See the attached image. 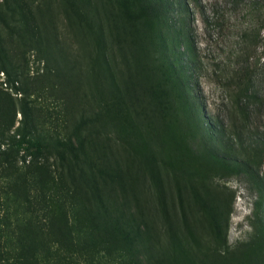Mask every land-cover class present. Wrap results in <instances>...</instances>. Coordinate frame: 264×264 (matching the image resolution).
Masks as SVG:
<instances>
[{
	"label": "rangeland",
	"instance_id": "1",
	"mask_svg": "<svg viewBox=\"0 0 264 264\" xmlns=\"http://www.w3.org/2000/svg\"><path fill=\"white\" fill-rule=\"evenodd\" d=\"M133 3L0 0V264H264V185L206 168L229 215L223 252L185 183L162 163L151 174L184 118L154 73L160 55ZM165 4L160 30L199 118L227 130L226 146L241 148L264 184V0ZM100 198L122 204L131 236L141 226L136 249L105 241Z\"/></svg>",
	"mask_w": 264,
	"mask_h": 264
},
{
	"label": "trees",
	"instance_id": "2",
	"mask_svg": "<svg viewBox=\"0 0 264 264\" xmlns=\"http://www.w3.org/2000/svg\"><path fill=\"white\" fill-rule=\"evenodd\" d=\"M133 7L139 17L145 22L148 30L146 40H151L153 51L160 55V57L153 59L154 66L152 67L157 78L161 76L159 82L162 84L164 91L168 89L167 94L170 97H177L181 102L179 104L182 109L184 121L177 115L174 120V127L177 130L175 136L171 137V142L175 151L169 150L167 158L160 157L159 154H154L149 162H153L151 166V174L160 172L159 164L169 167L170 171L175 174L177 183L183 181L185 183L186 193H191L195 198L196 203L207 213L210 224L214 230L215 239L220 242L223 247V252H226V236L229 215L225 216L221 211V193L216 189L213 191L209 188V181H212V176L209 174L207 167L216 170L218 175L224 173H231L242 176L249 184L251 189L262 192L263 181L259 172L251 164L253 160H240L236 153L242 152L235 149L232 145H227L226 140L227 130L215 121V126H206L199 118L201 115V108L198 104V98L192 96L190 88V76L184 73V66L181 59H173L168 53V36L163 35L161 30V22L164 16L167 15V7L165 0H134ZM169 24V23H168ZM181 58L183 56L181 55ZM155 60V61H154ZM0 62L2 71H7L6 59L4 56V46L0 39ZM149 69V68H148ZM146 68V72H149ZM171 85L172 90H169L167 85ZM239 95L247 94L248 87H241L238 89ZM170 93V94H169ZM171 101V99H170ZM175 111V104L172 107ZM176 113V112H175ZM175 137V139H174ZM219 137V138H218ZM182 141L184 159L180 153H176L175 141ZM37 148H41L42 143L36 140L33 144ZM256 146H253L254 148ZM181 150V149H180ZM259 157L261 152L256 153ZM255 154V155H256ZM254 155V157H255ZM168 163V164H167ZM188 191V192H187ZM98 202L100 205L95 210L98 215V225L96 221L92 223L106 230L105 241H111V246L118 250L122 239H131L134 249L138 244V239L141 238V230L135 231L136 236H131L130 232L126 231L129 223L125 221L122 216V204L118 201L110 202L100 198ZM109 202V203H106ZM132 224V223H131ZM264 234V226H263ZM134 234V233H132ZM123 240V241H124ZM195 243L198 240L195 239Z\"/></svg>",
	"mask_w": 264,
	"mask_h": 264
}]
</instances>
